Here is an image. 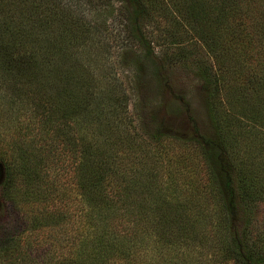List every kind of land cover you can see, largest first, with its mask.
Listing matches in <instances>:
<instances>
[{
  "label": "rangeland",
  "instance_id": "obj_1",
  "mask_svg": "<svg viewBox=\"0 0 264 264\" xmlns=\"http://www.w3.org/2000/svg\"><path fill=\"white\" fill-rule=\"evenodd\" d=\"M130 1L0 0V149L9 160L24 152L29 167L6 199L0 161V264H42L93 232L80 185L107 160L112 186L98 181L93 198L144 219L160 242L146 264H234L209 240L221 208L210 143L224 126L245 173L264 175V0H142L138 26ZM22 53L31 71H19ZM60 92L85 116L57 144L37 114ZM57 208L71 221L44 231ZM239 216L237 228L249 217L264 230L263 201Z\"/></svg>",
  "mask_w": 264,
  "mask_h": 264
},
{
  "label": "trees",
  "instance_id": "obj_2",
  "mask_svg": "<svg viewBox=\"0 0 264 264\" xmlns=\"http://www.w3.org/2000/svg\"><path fill=\"white\" fill-rule=\"evenodd\" d=\"M130 3L132 5L130 22L138 26L139 20H141L146 11L145 4L142 0H131ZM139 41L146 48L148 47L144 37L139 38ZM5 45H8V43ZM20 56L19 71L22 70L23 72L25 69H30L31 71L35 66V60L33 61L31 55L27 53L24 55L22 53ZM75 97V95H71L69 98H65L62 93L61 95H56L55 98L50 100V105L40 110V114H37L42 132L50 135L57 144L65 143L67 138L73 135L70 131L72 128H67L69 125L67 123L78 119V124L85 116L82 107L77 105L78 102L75 101ZM37 104L36 107L39 109L42 103L38 102ZM222 128L219 139L210 143L212 151L215 152V161L219 167L220 181L215 186H217V191H219L221 196L219 197L221 208L218 219L220 223H217V226L210 230L214 236L210 237L209 240L217 251L214 255H220L223 262L264 264V230L259 228L249 217L244 220L246 223L242 229L237 228L239 226L240 207L244 210H252L262 201L264 202V175L245 173V170L241 168L242 160L234 156L229 144L230 139H228ZM23 135L17 145L23 146ZM25 155L24 152H21V159L9 160L4 158V153L0 149V161L5 162L6 166V176L2 187L3 195L4 197L6 196V199L11 196L10 190L16 185L18 175H23L24 171L29 169ZM87 157L85 156L79 162L77 168L80 171H83L84 169L82 168L88 165L89 159ZM27 170L26 174H28ZM108 170V160L105 163L102 174L94 172L93 168L87 166L85 168L86 174L82 177L84 184L80 185L83 187L82 193L85 200L84 204L82 202L80 205V209L84 207L83 210H86L87 226L89 227L91 224L94 227L93 232L83 234L81 231L76 236L77 241L68 251L72 255L64 250L59 252V254L51 250L50 252L48 251V255H42V260H40L42 264H146L148 256L151 254L150 251L155 250L154 247L160 242L157 239H152L155 243L151 242L153 234L151 235L146 223L145 225L142 224L141 221L144 219H132V209L127 204L116 205L114 202H109L105 199L95 202L97 199L93 198L98 181H103L104 187H106V184L110 187L112 186L111 178L107 177L114 176L115 173ZM234 173L240 175L238 182L235 180ZM121 175L119 173L116 177L119 178ZM122 177L124 180L128 179L127 174ZM213 177L215 178L214 172ZM27 180L32 182L30 178H27ZM26 182L27 192H36L35 195L39 194L37 188L31 187V183ZM57 190L60 189L57 188ZM99 193H102V190ZM103 193L105 194V191ZM144 212L146 214L145 210ZM54 214H58V218L51 217L49 219L50 222L44 223L46 225L43 228L44 231L46 229L52 231L57 226H64V220L71 221L72 213H70L69 209L60 210V208H57ZM131 229H135L136 236H131ZM207 233L210 232L207 231ZM49 236L53 235L49 234ZM56 243L55 239L51 241V246H54L53 248L57 250ZM191 243L193 242L191 241ZM61 248L63 249L64 247ZM133 259L134 261H132Z\"/></svg>",
  "mask_w": 264,
  "mask_h": 264
}]
</instances>
